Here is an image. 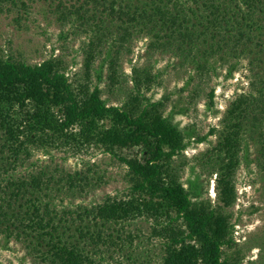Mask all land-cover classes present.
<instances>
[{
	"label": "trees",
	"instance_id": "trees-1",
	"mask_svg": "<svg viewBox=\"0 0 264 264\" xmlns=\"http://www.w3.org/2000/svg\"><path fill=\"white\" fill-rule=\"evenodd\" d=\"M106 11L149 32L187 39L193 47L249 59L250 91L229 105L220 130L211 131L218 138L205 167L215 176V201H193L179 181L174 159L188 144L164 116L162 104L145 96L153 77L134 71L133 92L112 106L102 99V77L92 83L97 45L87 53L81 82L68 75L61 59L29 65L0 51V234L23 244L40 264H99L95 254L112 247L111 226L144 219L151 223V237L163 244L162 264H240L224 250L234 245L231 209L244 139L249 129L264 130V0H162L134 8L110 5ZM194 62L206 71V59ZM108 73L109 85L120 87L123 77L115 62ZM34 149L107 154L126 168L128 194L66 218L56 210L57 199L80 188L81 179L9 174Z\"/></svg>",
	"mask_w": 264,
	"mask_h": 264
},
{
	"label": "rangeland",
	"instance_id": "rangeland-1",
	"mask_svg": "<svg viewBox=\"0 0 264 264\" xmlns=\"http://www.w3.org/2000/svg\"><path fill=\"white\" fill-rule=\"evenodd\" d=\"M107 1L106 8L105 3L95 5L84 0L0 2V51L5 57L29 65L61 59L68 75L75 74L81 82L87 53L97 45L92 83L96 75L102 77V99L112 106L122 105L133 92L134 71L153 77L155 81L145 96L162 104L164 116L188 144L174 159L179 181L193 201L209 199L214 203L215 176L211 177L205 167L207 153L218 138L211 131L220 130L229 105L250 91L253 73L249 59L236 53L226 56L213 52L207 46L193 47L187 39L149 32L123 15L106 11L110 5L134 8L159 5L162 0ZM205 50L207 54H203ZM197 59H206V71H198L194 62ZM111 61L123 77L118 88H112L107 79ZM211 91L212 106L208 98ZM200 139L204 140L197 142ZM243 144L235 176L236 203L231 209L234 245L224 251L229 260L240 264H264V130L251 133L249 129ZM40 173L53 177L55 182L64 181L67 175L81 179V191L77 187L57 199L56 210L66 218L101 205L107 198H123L129 191L126 168L97 150L77 154L71 150L34 149L9 172L26 179ZM62 189H68L66 183ZM151 227L144 219L112 225L108 230L112 247L95 254V261L162 264L163 244L151 237ZM29 253L23 244L0 234V264H40Z\"/></svg>",
	"mask_w": 264,
	"mask_h": 264
}]
</instances>
